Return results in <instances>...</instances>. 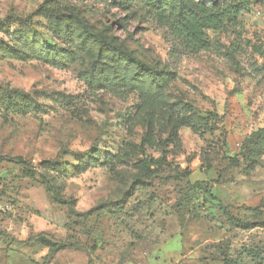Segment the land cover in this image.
Masks as SVG:
<instances>
[{
  "label": "rangeland",
  "instance_id": "obj_1",
  "mask_svg": "<svg viewBox=\"0 0 264 264\" xmlns=\"http://www.w3.org/2000/svg\"><path fill=\"white\" fill-rule=\"evenodd\" d=\"M236 1L192 53L155 0H0V264H264V0Z\"/></svg>",
  "mask_w": 264,
  "mask_h": 264
},
{
  "label": "trees",
  "instance_id": "obj_2",
  "mask_svg": "<svg viewBox=\"0 0 264 264\" xmlns=\"http://www.w3.org/2000/svg\"><path fill=\"white\" fill-rule=\"evenodd\" d=\"M154 9L158 20L182 42L183 47L197 53L207 51L212 46L206 31H221L228 25L236 24L244 6L236 0L224 3L217 0H155ZM124 55L123 61L136 64L147 73H155L133 54L125 52ZM17 159L25 163L23 158ZM255 166L256 164H251L250 168L253 169ZM193 188L202 190L201 182H196ZM202 191L209 193L208 189ZM54 200L61 201L56 194Z\"/></svg>",
  "mask_w": 264,
  "mask_h": 264
}]
</instances>
